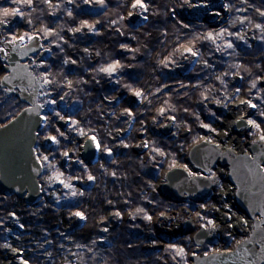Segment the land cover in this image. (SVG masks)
I'll use <instances>...</instances> for the list:
<instances>
[{"label":"trees","instance_id":"16d2710c","mask_svg":"<svg viewBox=\"0 0 264 264\" xmlns=\"http://www.w3.org/2000/svg\"><path fill=\"white\" fill-rule=\"evenodd\" d=\"M182 1L146 0L149 9L141 13L131 8L132 0H105L103 9L95 0H88V3L85 0H71V3L69 0H50V3L33 0L32 6L0 0V6L23 11V18H10L13 33L23 35L26 31L29 35H38L45 41V47L51 49L45 60L48 79L52 81L51 85H46L47 92L52 95L67 93V111L76 113L73 118L80 121L79 126L87 135L95 134L103 145L113 149L112 157L100 152L99 161L87 167V171L80 165L61 168L62 148L68 149L79 137L76 132L69 131L70 139L63 141L54 153L60 171L74 185L73 189L64 191L63 202L40 204L35 210L26 207L20 198L0 195V221L4 228L8 229L7 213L10 211H14L19 223L24 225L22 232L9 240L8 231L0 229V264H3L2 246L6 242L22 249L23 257L36 264L42 263L44 251L50 259L45 264H63V259L66 264H71V259L75 264L187 263V257H177L170 245L143 250L147 241L158 242L153 233V218L161 212L171 213L177 207L157 194L155 183L159 171L170 167L173 160L183 162L185 147L200 133L201 111L209 114L205 123L216 124L218 118L208 104L219 90L226 95L232 89L240 88L239 95L246 89L251 90L258 97L254 102L258 118L264 119L260 115L264 112V84L260 80L264 76V17L257 16L254 11L255 7L264 11V4L261 0H227L231 5L230 19L215 30L206 23L184 20L177 11ZM235 3L242 6V14H235ZM129 10L147 15L149 19L138 25L129 24L124 20ZM184 24L189 27H183ZM257 24L261 27L257 28ZM88 25L96 31L89 32ZM48 28L52 33L46 36ZM221 29L227 31L215 42L207 40L208 33L215 35ZM244 32L250 33L254 42L245 38L242 43ZM7 36L8 32L2 30L0 39ZM224 38L231 41L232 48L226 47ZM121 44L127 47L121 48ZM181 47H192L198 53L195 65L184 74L180 71L185 58ZM116 61L120 67L113 76L99 71L104 64ZM203 61L207 66H203ZM3 64L4 60H0V66ZM34 72L41 75V69L34 67ZM3 73L0 69V77ZM234 75L239 79L232 85ZM253 84L256 87H252ZM133 90L142 95L140 104L130 109L127 98ZM209 90L214 91L210 93ZM113 96L118 97L117 107L105 102ZM17 101L14 96L5 95L0 87V125L22 109L24 104L20 101L17 104ZM125 108L132 111L131 117ZM167 116L176 117L173 139H162L156 134L157 127ZM184 131L188 132L186 136H183ZM139 133L149 144L147 153L142 155L133 151L134 144L140 140ZM42 140L43 136L38 145L41 152L45 148ZM73 147L77 153V147ZM153 147H160L164 156L152 152ZM44 154L51 158L52 153ZM89 174L96 179L86 186L84 180ZM72 176L80 179L72 183ZM76 183L82 185V190L76 189ZM40 184L46 196V183L40 180ZM72 191L77 195L73 197ZM118 210L120 217L114 215ZM72 211H82L86 217L75 229H70L68 224ZM145 213L152 217L151 221L144 218ZM105 226L107 232L102 230ZM183 242L181 239L175 244Z\"/></svg>","mask_w":264,"mask_h":264},{"label":"water","instance_id":"95a60500","mask_svg":"<svg viewBox=\"0 0 264 264\" xmlns=\"http://www.w3.org/2000/svg\"><path fill=\"white\" fill-rule=\"evenodd\" d=\"M193 3V0H191ZM200 7L193 11L185 12L182 17L187 21L203 22L211 28L219 29L220 24L227 19L228 12L222 5L226 4V0H197ZM195 2V0H194ZM207 4V7L203 5ZM219 12L216 16L214 13ZM137 15L133 18H136ZM1 33V30H0ZM36 36V35H33ZM28 44V41L25 43ZM44 41L40 38L36 44L30 47H35L36 51H27L18 46V53H12L10 60H4L7 68L1 76L0 81H3L5 76L9 77V82L0 83L8 95H15L22 101L25 106L22 109L32 107V103L43 104L40 99L46 95H42L46 85L33 81L34 74L31 72V66L28 62L32 61V57L38 55L47 58L50 54L45 51L44 47L38 45ZM10 47V45H4ZM17 91V92H16ZM31 93L32 95H29ZM20 110L13 118L5 124L0 125V195L15 196L21 198L27 207L37 206L42 197L40 178L43 174V168L35 162V156L31 153V146H38V143L33 145L34 136L29 132L30 128L36 127L35 121L38 116L25 113ZM44 114L47 109H37ZM224 116V114H223ZM231 119L230 116L227 115ZM247 115L244 120H247ZM238 118H232L229 125V131L238 137L243 136L242 130L249 131L246 125L237 126L235 122ZM174 121L167 122L160 128L161 133H170L173 129ZM245 133V132H244ZM90 136V135H88ZM208 138V137H205ZM203 138L196 143L186 153L184 164H187L197 174L196 177H189L183 168L176 165L175 168L168 170L161 177V182L157 184L156 191L164 198L173 203H184L188 200L196 203H204L208 195L211 193L213 183L209 173L212 169H220L221 175L225 176L224 169L228 170L227 176L232 184L234 191L235 203L238 211L252 221L250 231L246 234L242 244H238L233 250L214 251L208 256L197 259L196 254L200 251V247L211 237L204 229L194 236V249L191 262L192 264H264V145L259 142L248 143V152L237 153L232 149L231 154L227 148L221 145L219 148L213 143H208L207 139ZM87 142L89 147L84 149L79 148V157L84 159L87 166H92L98 162L99 153L94 147H91V141L87 140V136H83L80 144ZM199 148V151L196 149ZM194 153V155H193ZM221 153L225 155L221 156ZM236 157H240L237 162ZM249 157L254 158V162ZM36 168L37 171H33ZM244 173L243 179L236 176ZM199 186V187H198ZM239 186L241 191L236 193V188ZM188 217L184 220L180 229L167 237H158L162 243H171L174 240L184 237L191 233L194 228V222L188 212ZM199 241V243L197 242Z\"/></svg>","mask_w":264,"mask_h":264},{"label":"snow or ice","instance_id":"6c2138e0","mask_svg":"<svg viewBox=\"0 0 264 264\" xmlns=\"http://www.w3.org/2000/svg\"><path fill=\"white\" fill-rule=\"evenodd\" d=\"M7 2H8V0H5V3H7ZM44 2L50 3V0H44ZM242 2H243V0H242ZM11 3L12 4H21V5L32 6L33 0H11ZM69 3H71V0H69ZM85 3H88V0H85ZM95 3L98 4L101 9L106 7L105 0H95ZM185 3H188L192 7L201 6V5L191 4V0H185ZM203 6L207 7L208 5L204 4ZM222 7L225 10H230L231 5L230 4H224V5H222ZM131 8L133 10L138 9V10H140L141 13H146L149 9V3H147L146 0H132ZM240 10L241 9H237V11H240ZM258 11L260 12V16L264 17V11L259 10V9H258ZM69 14L71 15V13H69ZM136 15H137V13H135L134 11L128 12L129 17H135ZM214 15L219 16L220 13L216 12V13H214ZM15 17L23 18V11L21 10V8L0 6V30H4V31L8 32V36L4 39L3 44L4 45H10V47L0 46V53H3V56L0 57V60H10L12 53L19 54L18 53V46L23 47L25 49V54L29 50H31L33 52L36 51L35 47H30V46L33 44H36V42L39 41L40 37L38 35H36V36L29 35L26 31L24 32L23 35H16L15 33H13V31H12L13 26L10 23V18H15ZM121 19H123V17H121ZM148 19H149V17L147 15H142V20L147 21ZM29 23H31V21H29ZM113 23H115V21H113ZM241 23H243V21H241ZM87 27H88L89 32H95L96 31V29H94L90 25H88ZM183 27L187 28L189 26L187 24H184ZM256 27L260 28L261 25L257 24ZM76 31H79V29H76ZM225 31H227V30L221 29L220 33H216L215 35L210 32L207 35V40L215 42V39L217 37L221 36ZM51 33H52L51 28L45 29V35L46 36L50 35ZM230 35H231V33H230ZM25 40L28 41V44H25ZM38 46L40 48L44 47L43 44H39ZM126 47H127V45L121 44V48H126ZM226 47L232 48L233 44L231 42H228L226 44ZM45 51L50 52L51 49H45ZM85 51H87V49H85ZM184 51L192 57H196L198 55L197 51H195L192 47H188V48L184 49ZM72 62L75 63V61H72ZM45 63H46V61L43 57L40 58L39 62L33 61V64L35 65V67L38 69H41V75H39L38 77H33V81H35L36 83L42 82L43 85H51L52 81H50L48 79V71H47V68L45 67ZM64 63H67V61H64ZM164 66L167 67L168 65L165 64ZM205 66H207V62H205ZM119 67H120L119 61H116L114 63L109 64L107 67L100 68L99 71L106 73L109 77H111L116 73V71ZM6 68H7V64L0 66V69H2V70H6ZM8 82H9L8 76H5L3 78V81H0V83H4V84H6ZM69 86H71V81H69ZM252 87H256V85L253 84ZM5 91H8V90L6 89ZM236 92L237 93L240 92V88H237ZM41 94L49 97L45 101V104L51 106L48 108L47 112H45L44 114H41V112L37 111V109L38 108L43 109L45 107V104H35V103H32V107L25 108L22 110L25 113H31V114H34V115L39 117V119L35 121L36 127L29 129V132L34 136L33 145L37 144L41 140V137L43 136V140H44V143L46 145L56 146V147H54V148L45 147L44 151L41 152L40 147L30 145L31 153L35 156V162L38 163L41 168L48 166L49 170L51 171V175L48 176L49 187H51L52 183H58L59 185H62L63 188L71 190V189H73L74 185L71 184L68 180H66L64 178V173L62 171H60L59 169H57L56 163L54 162L56 159H58V157H56L54 155L56 150L61 148L63 141H68L70 139L69 131L76 132L80 136H87V140L91 141L90 146L94 147L97 153H100L103 151L108 157H112L113 156V149L108 147L107 145H103L101 140H99L95 134L88 136L87 133L84 131V129L79 126L80 121L73 118L76 115V113L65 110L64 105H66L65 97L67 96V93H65L64 95H60L59 92H56V95H52L50 92H42ZM29 95H32V94L29 93ZM141 95L142 94L140 91L135 92L136 97H141ZM57 97H59V101L63 102V104L58 103ZM106 99H107V97H106ZM205 99H207V97H205ZM117 102H119V101H117ZM16 103L19 104V101H17ZM217 103H220V101H217ZM244 103L247 104V106L251 109L257 108V105L251 103V101H244ZM124 111L127 113V115L129 117H131L133 115L132 111H130L128 108H125ZM160 114L161 115L164 114L163 108L160 109ZM213 115H215V113H213ZM260 115H261V117H264V112H261ZM197 118H199V117H197ZM168 119L171 121H175L176 117L170 116V117H168ZM58 121L60 123H58ZM235 123L237 124V126L246 125L249 129L247 135H256V133H259V137H258L259 141L264 142V127H262V125H264V119H260L259 122H257L256 119H253V118H251V116H249V118H247L246 121L242 117L239 121H237ZM201 128L208 130L209 132H216L217 131L216 128L211 127V125L208 123H202ZM252 129H255V132H253ZM225 135L227 136L228 133L225 132ZM205 139H207L208 143H212L211 138H205ZM255 143H256V141L254 140L253 144H255ZM193 144L194 145L196 144L195 140L193 141ZM78 147L80 149H84L86 147H89V145L87 144V142H85L83 144H79ZM124 147L127 148L128 145L124 144ZM139 147H141L142 149H149V144L147 141H144L141 145H139ZM216 147L219 148L220 144H217ZM181 150H182V146H181ZM196 150L199 151V148H197ZM151 151L156 153V155H158V156H164V152L161 151L160 147H153V148H151ZM45 152L52 153L51 158H50V155L44 154ZM231 152H232V149L230 148V149H228L227 154H231ZM60 155L63 157V162L60 165L61 168H63L65 165L71 167L74 164H78V165L84 167L85 171H87V163L84 159H82L78 156L75 157V159H74L73 154L70 153L68 150H62ZM193 155H194V153H193ZM223 155H225V153H221V156H223ZM240 159H241L240 157H236L237 162H239ZM248 159H251L254 162V158L249 157ZM113 163H114V161H113ZM156 163L158 165H160L161 162L157 161ZM175 167H176V161L173 160L171 165H170V170L172 168H175ZM183 170H184V172L187 173V175L189 177H196L197 176V173L194 172L192 169H190L187 164L183 165ZM33 171H37V169L33 168ZM261 171H264V169H261ZM112 175H113V177H115L116 173L113 172ZM212 175L215 176V173H213ZM75 179L79 180L80 177H75ZM95 179H96L95 176H93L91 174H89L87 176V180L90 182L94 181ZM207 179H212V177H207ZM215 182L216 181L213 180V183H215ZM40 190L42 192L45 191V189L43 187H41ZM240 191H241V188L239 186H237L236 193L239 194ZM76 195H77V193L75 191H72V196L74 197ZM80 195H83V193H80ZM59 202H60V198L57 197L56 203L58 204ZM200 207L205 208L206 205L202 203L200 205ZM225 207H227V205H225ZM217 210L219 211V209H217ZM137 211L143 212V209H137ZM230 213H231L230 208L228 209L227 212L224 213V217H225L226 221L228 222L227 223V229H232L234 231L237 226H239L241 228L248 226L247 220L244 219L243 217L241 218V220L239 222L233 223L232 222L233 218H232V215ZM7 215L13 221H16L17 223H19V218L14 211L8 212ZM114 215L116 217H120L121 212L118 210L114 213ZM196 215L198 217V220H200V221L206 220L207 221L206 224H204V223L200 224L201 229H204L208 234H211L212 232L217 231L218 225L216 223L215 218H207L206 215L202 214L199 211H197ZM74 216L79 218L81 221L86 219V217L82 211H76L74 213ZM144 218L148 221L152 220V217L150 215H147V213H145ZM19 227L21 229H23L24 225L19 224ZM0 229H2L4 231H8L7 228H4L3 221H0ZM227 229L225 230V232L223 234L227 237H232L233 232L228 231ZM102 230L104 232H107L108 228L105 226ZM45 242H48V241H45ZM197 242L199 243V241H197ZM48 243H50V242H48ZM93 243H95V241ZM242 243L243 242L241 241L240 244H242ZM2 247L5 249H11V252L13 253L14 258L19 260V264H30L29 259H25L23 257V255H22L23 250L22 249L12 247V245L7 243V242L4 243ZM77 247H81V245H77ZM170 247L175 252V254L177 256H179V257H181V259H183V256L185 254V248L184 247H181V246H178L175 244L170 245ZM61 248H63V245H61ZM49 255H51V254L49 253ZM193 255H195V253H193ZM208 255L209 254L207 252H205V256H208Z\"/></svg>","mask_w":264,"mask_h":264},{"label":"rangeland","instance_id":"374dc122","mask_svg":"<svg viewBox=\"0 0 264 264\" xmlns=\"http://www.w3.org/2000/svg\"><path fill=\"white\" fill-rule=\"evenodd\" d=\"M261 2L264 4V0H261ZM192 3V1H191ZM226 4H227V1H226ZM188 5V3H185V0H183L181 3L178 4V7H177V11L179 14H183L184 12H186L185 8L186 6ZM234 11H235V14H242V6H240L239 4L235 3L234 5ZM237 9H241L240 11H237ZM261 10L259 7H255L254 8V11L257 12V16L260 14V12L258 11ZM131 11V10H129ZM228 11V19H230V14H229V10ZM263 11V10H262ZM128 13V12H127ZM126 13L125 15V18L124 20L129 23V24H133V25H138L142 22V16L141 15H137L136 18H133L132 17H129L128 14ZM262 17V16H261ZM250 33H242V36H241V40H242V43H243V40L245 38H248L250 39L251 41L253 40L254 42V37L251 35H248ZM224 41L225 43L227 44L228 42H231L229 39L227 38H224ZM3 43V40L2 38L0 39V44ZM2 46V45H1ZM187 47H181V50L182 52L185 54V58H184V64H182V66H180V71H185L188 69V67H190L194 61H196V57H192L190 55H188L184 49H186ZM196 63V62H195ZM110 63L108 64H104L103 67H107ZM202 64H204L203 66H205V63L204 61L202 62ZM195 64H193L194 66ZM229 76V75H228ZM264 77V76H263ZM261 78L260 80L263 82L264 84V78ZM238 76L237 75H234L231 79V84L232 85H235L237 80H238ZM210 91V90H209ZM214 90L210 91L213 92ZM218 91V90H217ZM135 92L136 90H133L131 91L129 97H128V103L130 104V106H134V105H137L139 102H140V97H136L135 96ZM49 97L46 96L45 98L42 99V103L45 104V101L48 99ZM256 99H258L257 95L256 94H253L251 90L249 89H246L242 95H239V93L236 92V89H232V90H229L227 95L225 93H223V91L219 90L218 91V95L214 94L210 100L211 103H209L208 105L209 106H214L213 108V112L218 116V123L216 124V126H212L213 128H216L217 131L216 132H209L208 130H205L203 128L200 129V133L197 134V138L195 139V141H199L201 140L202 138H204V136H209L212 140L213 139H216V140H219V141H222L223 144L225 145H228V144H232V143H236V145H240L241 147H245L246 150L248 149L247 147V144L251 141H257L256 139L254 138H248V137H238V136H235L233 135L229 130H228V126L230 125L231 123V119L227 117L228 116H231L232 118L233 117H236V116H240L241 114H244V115H247L246 118H249V116H251V118L253 119H256L257 122L259 120L258 118V114H257V110L256 109H251V108H248V110H245V106L246 104L244 103V101H251V103L254 104V102L256 101ZM58 103H61L63 104V102L57 100ZM118 97L117 96H113V97H110L109 99L105 100L106 104L111 106V107H117L118 105ZM217 101H220V103H217ZM243 101V102H242ZM241 102L244 104L243 106L241 105ZM65 106V110L67 111V104L64 105ZM51 107L47 104H45V108L48 110V108ZM224 114V117H222V115ZM200 115H201V122L202 123H205V121H207V118L209 116V114L207 113H204V112H200ZM253 132H255V129H252ZM199 132V131H198ZM225 132L228 133V135L226 136L225 135ZM256 137L255 138H258L259 137V133H256L255 135ZM144 142V141H143ZM143 142L141 141H137L134 146H135V149L136 151H138V153H141L143 151H145L144 153H147L148 149H142L141 147H139V145H141ZM193 143V142H192ZM75 143H72V145H74ZM71 146H68V149H65L64 147L62 148V150H68L70 153L73 154V158L75 159V157H77V153L74 152V148ZM133 146V147H134ZM189 146L185 147L184 149V152H186V149L188 148ZM61 150V151H62ZM61 158H59L60 161L63 160V157L60 155ZM56 163V167L57 169H59V164L57 161H54ZM179 163V162H178ZM176 162V164H178ZM75 166H78V164H74ZM66 167V166H64ZM170 168V167H168ZM166 168V169H168ZM164 169V170H166ZM43 177H42V181L46 183V187L48 189V195H47V199L48 200H51V202L54 204V205H58L59 203L63 202L64 201V191L66 190L65 188H63L62 185H59L58 183H52L51 187H49V181H48V176L51 175V171L49 170L48 166H45L43 168ZM60 170V169H59ZM160 175L161 173L159 172L158 173V179L156 181L155 184H158L161 179H160ZM219 177V173L217 175ZM65 178V177H64ZM87 179L84 180V182L86 181ZM71 182L74 183V182H78L77 179H75V176H72L71 177ZM76 189L77 186H76ZM80 190V189H78ZM59 197L60 198V202L57 204L56 203V198ZM209 211H210V214L212 215H206L207 218H215L216 220V223H217V216L216 215L220 205L218 204H207ZM76 211H72L70 214H69V228H73L75 226H78L81 224V220L77 217L74 216V213ZM220 213V212H218ZM232 215V218L234 219H238V215L236 213V211L232 210L231 213ZM167 217H157V219L155 218V225H154V233L155 235H160V236H165L166 232L167 233H173L177 230L180 229V225L181 223L184 221V219L187 218V214H185L184 212H180L178 214H166ZM168 218V219H167ZM198 217L194 216V219L197 220ZM9 222L10 224L8 223V235L11 237H17L18 234L20 233L19 231L17 232V230H13L12 227L14 226H18L19 224L16 222V221H13L12 219H9ZM205 223H207L206 220H204ZM7 239H11L9 237H7ZM183 239L184 242L182 245L180 244H177L178 246H181V247H184L185 248V254H184V257H188L189 253L191 252V249H192V244L190 242V236H185V237H181L179 238V240ZM158 241V240H157ZM102 242V241H101ZM186 242H187V247H186ZM159 244V243H157ZM237 244V243H236ZM235 244V245H236ZM176 245V244H175ZM190 246V247H189ZM14 247V246H12ZM7 250H11V249H7ZM213 250H217V249H213ZM33 251H37V249H34ZM9 252V251H7ZM6 252V253H7ZM205 252H210V250H207ZM44 254V252H43ZM42 254V255H43ZM177 256V255H176ZM179 257V256H177ZM8 259V257L6 256L5 260ZM4 260V263H6V261Z\"/></svg>","mask_w":264,"mask_h":264},{"label":"flooded vegetation","instance_id":"af4514ba","mask_svg":"<svg viewBox=\"0 0 264 264\" xmlns=\"http://www.w3.org/2000/svg\"><path fill=\"white\" fill-rule=\"evenodd\" d=\"M31 64V63H30ZM33 70V69H32ZM215 185H214V191L209 199V202L211 204H218L220 205L219 207V211L215 212L217 213V225H218V229L215 232H212L211 237H205L207 238L206 241L202 244V246L200 247V251L196 254L197 259H200L202 257L205 256V251L207 250H213V249H217V250H230L232 249L235 244L241 239L240 237H235L232 235V237H227L225 236L223 233L225 232V230L227 229V221L224 217V213L228 211V209L230 208L231 211L234 210L237 213V207L234 201V197H233V193L228 190V186L226 185V181H224L221 177H217L215 179ZM195 203H189L186 207L185 206H180L179 209L177 211L174 212V214H178L180 212H184L185 208H187L188 210L191 211V209H194V211L192 212L193 218L194 216L197 217L196 213L197 211H205L207 213L205 214H210V211L208 208V206H206L205 208H201L200 206H194ZM225 205H227V207H225ZM220 212V213H218ZM212 215V214H210ZM195 226L192 229L191 233L188 234L187 236H190V242L192 244V249L191 252L189 253L188 257H187V263L186 264H192L191 262V258H192V254L194 251L193 246L194 244V236L200 232L201 228H200V224L204 223L203 221L195 220ZM228 231H230L229 229H227ZM237 232H239V230H237ZM208 253V252H207Z\"/></svg>","mask_w":264,"mask_h":264},{"label":"bare ground","instance_id":"6f19581e","mask_svg":"<svg viewBox=\"0 0 264 264\" xmlns=\"http://www.w3.org/2000/svg\"><path fill=\"white\" fill-rule=\"evenodd\" d=\"M191 4H193V5H200V3H199L197 0H195V2H194V0H193V3H191ZM199 7H200V6H198V7H192V6H190V5L188 4V5L186 6L185 10H186L187 12H189V11H193L194 9H197V8H199ZM241 105L243 106L244 104L241 103ZM245 106H247V104H246ZM248 108H249L248 106L245 107V110H248ZM241 115H243V114H241ZM242 117H243V116H240L239 119H241ZM236 118H238V117H236ZM228 128H229V126H228ZM257 141H258L261 145L264 144V142H260L258 138H257ZM212 143H213L214 145L220 144L223 148L230 147V148L234 149V151L237 152V153L243 151V150H242V147H241L240 145H236V143L228 144V146L225 145V144H223L222 141H219V140H215V141H213ZM244 177H245V174H244V173H240L239 175L236 176V179H237V178L243 179ZM239 221H240L239 219H232V222H233V223H237V222H239ZM238 229H239V230H243L244 227L241 228V227L237 226L236 229H235L234 231H236V230H238ZM229 230H232V229H229Z\"/></svg>","mask_w":264,"mask_h":264}]
</instances>
